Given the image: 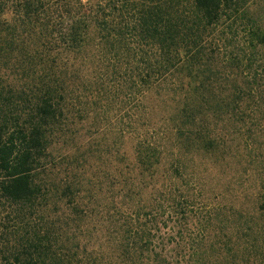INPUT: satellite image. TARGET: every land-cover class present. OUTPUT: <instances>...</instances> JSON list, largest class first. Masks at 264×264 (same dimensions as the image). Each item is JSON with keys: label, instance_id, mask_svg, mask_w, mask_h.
<instances>
[{"label": "trees", "instance_id": "obj_1", "mask_svg": "<svg viewBox=\"0 0 264 264\" xmlns=\"http://www.w3.org/2000/svg\"><path fill=\"white\" fill-rule=\"evenodd\" d=\"M23 7L18 25L0 14V208L14 222L0 264H63L51 211L64 199L111 215L119 198L128 216L108 226L121 264H166L150 228L166 214L199 234L181 240L189 263L224 264L232 247L213 243V230L228 238L220 225L231 217L262 235L258 183L234 190L238 209L221 198L264 156V0ZM252 248L264 264V240Z\"/></svg>", "mask_w": 264, "mask_h": 264}, {"label": "rangeland", "instance_id": "obj_2", "mask_svg": "<svg viewBox=\"0 0 264 264\" xmlns=\"http://www.w3.org/2000/svg\"><path fill=\"white\" fill-rule=\"evenodd\" d=\"M84 1L86 2L87 0ZM98 1H102V3L106 4L108 0H92V4ZM24 2L25 0H0L1 18L7 25L14 26L18 25L19 21L21 22L24 12ZM21 27V32L29 28V26ZM259 162L260 164L255 161L254 163L256 164L249 167L248 172L242 173L241 180H244L243 187L239 188L232 186L227 197L221 198L223 204H227L228 206L233 204L237 209L238 206L242 207L240 201H232L234 190L240 192L243 189L242 191L244 192L248 190L246 188H253L257 183L260 188V193H264V156L260 157ZM211 182H213V179H211ZM225 190L228 191L227 187ZM216 196H218V194L213 191V215L214 210L219 207L218 203H222ZM64 200L65 201L60 203L59 208L51 211L53 229L54 227L56 229L54 236L57 238V247H59L57 249L58 251H55L60 255V258H63V264H121V235L113 232L108 226L109 221L112 219L116 221V218H118L116 216L117 212L126 215L125 217L128 216V210L126 211L118 208L120 204L118 201L119 198L115 199V208L112 209L113 214L111 215L104 205L98 206V204H87L86 202L80 201L75 205V203H69L66 199ZM164 205L167 213H172L173 209H171L167 203H164ZM75 206H78L80 210L79 213L75 212ZM9 213L10 212L5 211L2 207L0 208L1 243H3L1 236L3 225L14 223L13 220H8V218H12V215H9ZM7 215L10 217H7ZM167 216L166 214L165 218H160L157 223L152 222L156 224L155 226L150 224V228L153 231L152 250H154L156 254L166 258V264L169 262L171 264H195L193 263L194 261L189 263L188 258V255H191L193 251L189 250V246L183 247L181 244L183 238H187L188 240L194 238L198 239L199 234L194 224L182 233L181 229H183V227L180 226L178 220H176L175 217L169 218ZM174 216H176V214H174ZM35 221L36 217H34L33 222L31 221V224L34 225ZM15 226L17 227V225ZM220 226V228L226 230L225 236H228V238L223 236L220 238L217 233L218 231L215 232V230H213V243L222 242V244H228V246L232 247L228 255L223 256V258L221 257L224 264H226V261H228L229 264H252V256L255 255L257 250L253 251V248L251 249V244L255 238L262 242L264 240V232L262 231V235L251 233L252 231H249L248 225H245V220L237 217H231L228 219L227 224L224 223ZM236 228L243 232L237 233ZM24 231L25 230H22V233H24ZM13 237L15 238V236ZM13 237L11 238L13 239ZM132 239L129 241L130 244L133 242ZM217 258V256H213V264H217ZM256 258V264H261L263 259L258 255Z\"/></svg>", "mask_w": 264, "mask_h": 264}]
</instances>
